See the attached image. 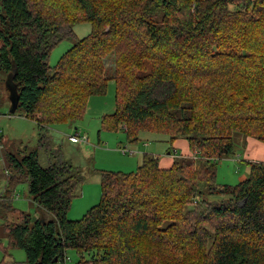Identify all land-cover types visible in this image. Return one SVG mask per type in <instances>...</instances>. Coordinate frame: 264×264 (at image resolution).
<instances>
[{
  "label": "trees",
  "instance_id": "1",
  "mask_svg": "<svg viewBox=\"0 0 264 264\" xmlns=\"http://www.w3.org/2000/svg\"><path fill=\"white\" fill-rule=\"evenodd\" d=\"M83 23L90 33L50 66ZM0 71L39 131L37 149L7 154L0 195V215L18 213L2 225L7 248L27 264H64L68 250L76 264H264V163L249 162L234 186L214 172L235 156L233 134L264 143V0H0ZM109 82L115 109L102 131L137 144L141 133L183 139L197 156L161 169L145 153L133 172L102 171L99 203L68 220L84 178L66 162L41 166L38 151ZM20 184L35 222L11 207Z\"/></svg>",
  "mask_w": 264,
  "mask_h": 264
},
{
  "label": "rangeland",
  "instance_id": "2",
  "mask_svg": "<svg viewBox=\"0 0 264 264\" xmlns=\"http://www.w3.org/2000/svg\"><path fill=\"white\" fill-rule=\"evenodd\" d=\"M229 11L240 9V6L229 5ZM89 23L78 24L74 27L75 38L62 42L51 54L49 58L50 66H54L59 58L77 41L90 33ZM107 70L113 68L112 58L105 60ZM110 76V72L107 73ZM11 82L7 84L6 75L0 71V195L6 186L5 168L7 167V154L19 155L27 147L29 150L37 149L38 137L37 128L31 120L24 117L22 107H17L13 114H9L11 101L9 96ZM114 84L109 82L107 93L104 96L91 97L90 104L83 118L76 122L57 125L50 128L47 133V146L39 148V161L41 166H47L51 161L66 162L77 168L84 178V182L77 190V197L73 199L71 207L66 215L68 220L80 219L86 211L99 203L100 199V172H133L137 169L141 161L142 153L153 152V149L165 147L163 156L170 151L168 137L158 134L141 133L140 142L133 144L127 140L124 131L105 132L101 130L100 118L103 113L94 110L97 105L114 112L115 102ZM111 114V113H110ZM102 115L101 117H99ZM99 117V119H98ZM53 134V135H52ZM86 135L87 142L71 143L69 137L75 135ZM235 145V156L215 161L214 172L218 185H237L241 176L245 173V151L247 148V138L240 134H233ZM148 146V147H146ZM126 149V155L120 150ZM135 153V154H133ZM163 154V155H162ZM261 153L259 156H262ZM239 156V158H238ZM264 163V162H263ZM11 207L18 212L30 215L31 218L39 215L40 211L28 194L27 184H20L13 193ZM207 202L222 203L226 198L208 197ZM189 209H192L191 207ZM18 213L8 212L0 215V262L4 264H27L25 254L22 250L7 248L8 238L2 229L5 221L18 222ZM37 217V216H36ZM46 221H52L53 217L43 212ZM7 248V249H6ZM7 251V254L5 253ZM85 259L89 256L82 254ZM78 255L73 250L66 251L64 264H76Z\"/></svg>",
  "mask_w": 264,
  "mask_h": 264
},
{
  "label": "crops",
  "instance_id": "3",
  "mask_svg": "<svg viewBox=\"0 0 264 264\" xmlns=\"http://www.w3.org/2000/svg\"><path fill=\"white\" fill-rule=\"evenodd\" d=\"M89 100H88L87 108L89 107V104H90ZM113 101H114V98H113ZM87 108H86V110H87ZM94 110L102 112L103 116L111 115L113 113V112H110L111 110H109L107 108H104L103 104L102 105H97L94 108ZM101 116L102 115H100L99 117H101ZM99 117H98V119H99ZM101 118H100V125H101ZM33 124L37 128V125L35 124V122H33ZM50 130L51 129H49V134H50ZM38 134H39V131H37V134H36L37 137H38ZM133 144H137V143H133ZM146 147H148V146H146ZM163 149H165V147H160L157 150L153 149V152H151V150H150L149 153H147V154H152L155 157H158V159H159L158 160V165H159V168H161V169H168L171 166L174 158H190V157L197 156V154H195L190 149L188 142L186 140H183V139H178L175 142H173L172 145L170 146V151H167L166 154H164V155L162 154L163 156H161L159 154L162 153ZM261 153H263L262 156H259ZM133 154H135V153H133ZM143 154H145V153H142V155ZM123 155H126V154H123ZM142 155H141V158H142ZM238 158H239V156H238ZM244 158L248 159V160H246V164L247 165H248L249 162L263 163L264 162V143H262V142H260V141H258L256 139H253V138H247V148H246V151H245V157ZM244 172L245 173L241 176L239 182L245 180L248 177L249 166L247 167L245 165Z\"/></svg>",
  "mask_w": 264,
  "mask_h": 264
},
{
  "label": "water",
  "instance_id": "4",
  "mask_svg": "<svg viewBox=\"0 0 264 264\" xmlns=\"http://www.w3.org/2000/svg\"><path fill=\"white\" fill-rule=\"evenodd\" d=\"M10 82V77H7V84ZM10 88V87H9ZM10 96V103H11V109L9 110V114H13L15 112V109L18 107V98L16 96L15 87L10 88L9 91ZM37 220V217H32L31 222H35Z\"/></svg>",
  "mask_w": 264,
  "mask_h": 264
},
{
  "label": "built area",
  "instance_id": "5",
  "mask_svg": "<svg viewBox=\"0 0 264 264\" xmlns=\"http://www.w3.org/2000/svg\"><path fill=\"white\" fill-rule=\"evenodd\" d=\"M69 141L71 142V143H79V142H87V137H86V135H75V136H71V137H69ZM121 151V153L122 154H126L127 152H129V151H127L126 149H122V150H120ZM5 174L7 175V173L5 172Z\"/></svg>",
  "mask_w": 264,
  "mask_h": 264
}]
</instances>
